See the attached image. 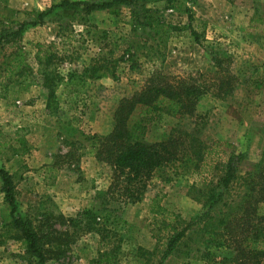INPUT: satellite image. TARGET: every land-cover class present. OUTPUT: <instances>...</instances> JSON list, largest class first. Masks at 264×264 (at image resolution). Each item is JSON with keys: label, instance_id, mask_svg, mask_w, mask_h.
Wrapping results in <instances>:
<instances>
[{"label": "rangeland", "instance_id": "1", "mask_svg": "<svg viewBox=\"0 0 264 264\" xmlns=\"http://www.w3.org/2000/svg\"><path fill=\"white\" fill-rule=\"evenodd\" d=\"M51 4L52 0H0V28L10 21L30 20L27 13ZM146 9L157 22L158 34L149 35L154 28L143 29L134 22L132 12L145 14L140 7L122 6L118 15L61 9L58 16L26 29L17 49L6 45L0 50V168L13 178L19 214L49 235L46 264H99V253L118 245L101 243L71 220L84 209H99L102 193L114 183L113 169L93 155L92 138L112 130L119 100L138 91L153 72L202 82L213 71L211 43L231 56V71L237 77L233 92L223 98L207 93L192 117L158 114L144 130V138L165 141L178 128L194 132L209 147L219 143L218 153L205 159L197 173L158 172L140 203L108 200V207L124 219L118 230L124 240L115 250L114 264H215L203 257L208 249L218 258L230 254L207 245L206 231L194 226L201 209L196 192L219 175L217 163L231 151L225 143L245 154L240 175L252 172L256 164L264 165V35L249 27L251 17L264 20V0H167L149 2ZM188 15L201 44L190 35ZM14 50L22 55L20 69L9 72L5 65ZM46 50L56 55L48 70L62 75L93 59L107 61L108 77L98 81L103 88L100 96L89 99L60 87V114L48 111L40 74ZM138 118L136 109L130 121ZM240 188L236 185L231 191ZM154 200L164 209L160 215L151 212ZM4 209L0 192V264H33L24 243L4 220ZM185 228L175 251L162 260L173 229Z\"/></svg>", "mask_w": 264, "mask_h": 264}, {"label": "trees", "instance_id": "2", "mask_svg": "<svg viewBox=\"0 0 264 264\" xmlns=\"http://www.w3.org/2000/svg\"><path fill=\"white\" fill-rule=\"evenodd\" d=\"M161 1L167 0H52L49 8L27 13L32 16L30 20H16L12 23L10 21L9 26L1 27L0 50L6 45L17 49L26 29L44 24L50 16H58L61 9L81 11L85 14L108 11L118 15L122 6L140 7L145 14L139 16L132 12L134 22L143 29L154 28L149 35L158 34L157 22L146 14V4ZM192 18V15L187 16L186 25L194 41L201 44L200 34L192 27ZM249 27L259 29L264 35L263 19L251 17ZM213 45L214 43L210 45L214 48L210 51L213 71L209 76L203 77L202 82L198 80V83H187L155 71L138 91L119 100L113 114L112 130L106 135L93 136V155L113 169L114 183L102 193L99 209H84L77 218L71 220L79 223L86 232L97 235L103 244L118 242L116 247L112 245L109 251L99 253V264H114L116 252L124 240V236L119 232L124 219L118 210L109 209L108 200L119 201L123 205L140 203L146 194L148 183L158 172L166 173L168 170L172 174L197 173L205 159L218 153L219 143L209 147L194 132L178 128L172 129L165 141L148 142L144 138V130L158 114L177 119L192 117L195 116L199 101L207 93L223 98L233 92L237 77L231 71V56ZM51 48H55L54 44ZM46 51L45 70H40V74L45 91V107L48 111L59 116L57 90L60 87L73 89L89 99H97L100 96L103 88L98 81L108 77L107 61L93 59L80 70L62 75L55 69L48 70L56 55ZM11 55L12 58L5 68L9 72H13V69L18 71L22 55L18 50H14ZM136 109H139V118L132 123L130 118ZM20 144L23 145L24 141L20 140ZM224 146L231 151L224 153L222 163H217L219 175L216 180L197 189L201 209L194 216V226H200L206 231L207 245H212L217 250L225 249L230 254L218 258L208 249L203 253V257L212 258L215 264H264V165L256 164L252 172L242 176L239 168L244 160V152L237 151L229 143ZM0 181V192L5 203L4 220L15 230L16 237L24 243L26 253L33 264H46L49 235L34 227L30 219L19 214L13 178L4 168H0ZM236 185L241 186L240 191L232 193V187ZM163 211L154 200L151 212L160 215ZM172 232L162 260L175 251L185 236L186 228L180 231L173 229Z\"/></svg>", "mask_w": 264, "mask_h": 264}]
</instances>
